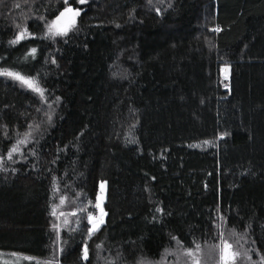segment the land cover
<instances>
[{"label": "trees", "instance_id": "trees-1", "mask_svg": "<svg viewBox=\"0 0 264 264\" xmlns=\"http://www.w3.org/2000/svg\"><path fill=\"white\" fill-rule=\"evenodd\" d=\"M7 68L43 94L0 74V253L264 264V0H0Z\"/></svg>", "mask_w": 264, "mask_h": 264}, {"label": "rangeland", "instance_id": "rangeland-1", "mask_svg": "<svg viewBox=\"0 0 264 264\" xmlns=\"http://www.w3.org/2000/svg\"><path fill=\"white\" fill-rule=\"evenodd\" d=\"M71 15H63L61 19H58L57 21L54 22V24L51 26V28H55V30L57 31H62L64 29V25L66 27H69L72 23V20H70ZM16 61V62H15ZM20 60H18L16 57L14 59L11 60H7V62H12V63H16L17 64V69H19L22 64H20L21 62H19ZM22 61V60H21ZM19 62V64H18ZM6 71H10V69H6ZM223 73L225 76H227L228 71L226 68L223 69ZM19 75L23 76L25 79H29L31 80L29 77L21 74L18 72ZM108 195V186L107 184L101 183L100 184V197L98 198L99 201L97 203V207L96 209L94 208V213L91 216V226H92V231H97L102 225L105 224L106 221V217H107V213L104 209V202L106 201ZM102 221V223H101ZM98 226V227H97ZM95 229V230H94ZM228 243L225 242L224 245L221 246V256H220V264H225V255L226 252H230L232 253L231 249H227ZM233 254V253H232ZM234 260V257L229 259L227 261V264H232ZM0 264H41L38 260H34L33 258H26L23 256H19V255H7L4 253H0Z\"/></svg>", "mask_w": 264, "mask_h": 264}, {"label": "snow or ice", "instance_id": "snow-or-ice-1", "mask_svg": "<svg viewBox=\"0 0 264 264\" xmlns=\"http://www.w3.org/2000/svg\"><path fill=\"white\" fill-rule=\"evenodd\" d=\"M84 0H81V3H83ZM68 13H71L73 17L78 16L79 12H74L71 8H68L65 10ZM64 13H61V16H63ZM73 23H74V19H73ZM52 28L50 26L49 31L51 32ZM67 28L63 29L61 32L57 33V34H66L67 32ZM24 33L21 32L20 35L17 37V39H23L24 38ZM16 41H13V43H15ZM35 52V49H33V53ZM2 75H6V76H12L17 80H20L22 83H24L25 85H27L29 88H32L34 91L40 93L41 95L43 94L42 90L39 88V86L36 84V82L34 80H29V79H25L23 76L19 75L18 73H13V72H8V71H4L2 73H0ZM25 141H20V143H24ZM207 143V142H206ZM19 149L18 147L13 148L12 152H17ZM9 159H11V154L9 155ZM102 223V221H101ZM98 227V226H97ZM95 230V229H94ZM198 247V246H197ZM227 249H230V245L226 246ZM84 255H85V259L87 258V249H85L84 251ZM189 255H191V253H189ZM234 257V254L230 253V252H226V255L224 257L225 259V264H227V261L231 258Z\"/></svg>", "mask_w": 264, "mask_h": 264}, {"label": "water", "instance_id": "water-1", "mask_svg": "<svg viewBox=\"0 0 264 264\" xmlns=\"http://www.w3.org/2000/svg\"><path fill=\"white\" fill-rule=\"evenodd\" d=\"M69 14H70V13H68V12H66V11L64 12V15H69Z\"/></svg>", "mask_w": 264, "mask_h": 264}, {"label": "built area", "instance_id": "built-area-1", "mask_svg": "<svg viewBox=\"0 0 264 264\" xmlns=\"http://www.w3.org/2000/svg\"><path fill=\"white\" fill-rule=\"evenodd\" d=\"M97 197H99V195Z\"/></svg>", "mask_w": 264, "mask_h": 264}]
</instances>
